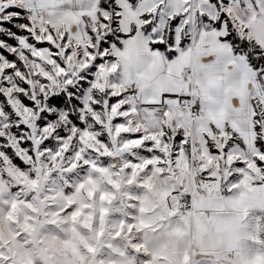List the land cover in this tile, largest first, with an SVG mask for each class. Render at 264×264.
I'll return each instance as SVG.
<instances>
[{"label": "snow or ice", "instance_id": "snow-or-ice-1", "mask_svg": "<svg viewBox=\"0 0 264 264\" xmlns=\"http://www.w3.org/2000/svg\"><path fill=\"white\" fill-rule=\"evenodd\" d=\"M0 264H264V0H0Z\"/></svg>", "mask_w": 264, "mask_h": 264}]
</instances>
